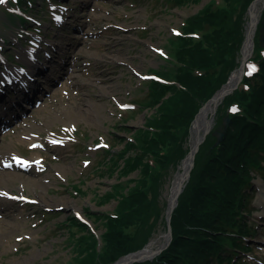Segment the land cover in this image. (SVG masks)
I'll use <instances>...</instances> for the list:
<instances>
[{"label": "rangeland", "instance_id": "374dc122", "mask_svg": "<svg viewBox=\"0 0 264 264\" xmlns=\"http://www.w3.org/2000/svg\"><path fill=\"white\" fill-rule=\"evenodd\" d=\"M49 1L4 0L0 3V50L5 58V64L0 63L1 67L18 62L17 50L38 48L35 44L37 37L41 38V45H46L45 41L53 40L58 32L73 37L69 47L74 51V71L61 79L45 101L29 109L14 131L0 138L3 149L14 160V157L18 162H27L31 157L38 160V165L27 169L17 163L0 167L1 170L33 178L38 186L34 188L18 177L7 176L0 180L2 189L11 191L9 194H23L34 201L26 204L14 202L12 207L16 211L6 217L5 211L8 210L3 211V207L11 205H0V213L4 214L0 224H15L17 227L12 232L0 231V264H80V245L77 242L87 232L96 238L97 249H103L105 219L97 216L115 211L119 198L108 197L116 192L115 185L127 193L141 178L138 169L121 172L125 162L121 154L125 144L137 139L147 118L155 112L156 106L150 101L151 79L165 83L175 80L180 66L176 59L179 37L189 17L197 15L208 5L223 8L231 17L232 25L243 15L245 37L239 50L240 65L230 72L222 86L230 81L234 72L242 71V67L248 75L250 69H256L259 64L258 60H252L254 48L247 56L243 52L251 21L249 10L254 0L245 12V0H64L62 3L67 8L55 0ZM82 1H85L83 6ZM63 11L75 17L69 18ZM263 11L264 6L254 46L262 34ZM62 14L72 24L57 26L62 30L51 29V20ZM73 26H76L75 30H72ZM212 30L213 27L206 25L194 38L197 40L204 32ZM6 33L11 34L7 36ZM16 35L20 37L19 41ZM3 39L6 41L2 42ZM47 50L52 51L49 47ZM224 97L209 115L213 126L199 145L194 164L198 152H206L207 147H201L207 138L213 139L216 132L221 131L226 116L221 119L219 107ZM124 105L127 107L122 108ZM194 127L192 124L183 143L185 148L187 145L190 147L186 155L176 158L177 152L174 151L171 163L150 185V204L143 222L126 231L138 240H146L131 254L143 250L150 243L156 249L158 243L164 241L171 188L191 150L194 136L197 139ZM27 132L38 142L36 148H31L33 139H24ZM134 152L128 154L133 155ZM254 153L261 159V168L251 166L252 179L243 190V221L248 225V232L244 237L238 235L235 246L226 247L228 252L225 253L234 256L240 264H264V219L261 218L264 212V152L256 149ZM110 156L114 162L108 164ZM39 179L44 182L39 184ZM2 199L5 198H0V203ZM154 256L156 254L127 264L144 262ZM206 264L230 262L225 259L218 263L210 257Z\"/></svg>", "mask_w": 264, "mask_h": 264}, {"label": "trees", "instance_id": "16d2710c", "mask_svg": "<svg viewBox=\"0 0 264 264\" xmlns=\"http://www.w3.org/2000/svg\"><path fill=\"white\" fill-rule=\"evenodd\" d=\"M250 2L245 0L244 12ZM261 19L264 26V11ZM231 20L223 8L208 5L185 21L176 52L180 66L175 82L152 81L150 101L156 106L155 112L147 118L137 139L125 144L121 154L125 161L121 172L138 169L141 178L127 193L115 185L116 192L108 195L119 198L114 213L97 216L105 219L104 247L97 249V240L90 232L80 236L77 242L80 264H111L145 244L146 240H138L126 231L146 217L150 185L176 152V158L186 155L190 147L185 148L183 143L199 110L240 65L239 50L245 37L243 15L233 25ZM206 25L213 30L196 40L193 34L204 30ZM262 38L264 34L257 38L254 55L259 61V71L254 79L245 77L219 107L221 119L230 118L226 129L222 121L221 130L225 132L221 142L216 144V135L213 139L208 137L201 147H207L206 152L196 155L190 178L172 213V242L154 259L135 264H206L210 257L222 261L226 245H235L238 235L248 232L243 221V190L252 179L251 166L261 168V159L254 151L264 152ZM234 105L240 108L229 112ZM133 150L134 154L129 155ZM111 161L114 162L113 157ZM78 225L82 226L80 222Z\"/></svg>", "mask_w": 264, "mask_h": 264}, {"label": "bare ground", "instance_id": "6f19581e", "mask_svg": "<svg viewBox=\"0 0 264 264\" xmlns=\"http://www.w3.org/2000/svg\"><path fill=\"white\" fill-rule=\"evenodd\" d=\"M264 6V0H255L254 2V5L251 7V14H252V19L251 21L249 22V27H248V33L251 34L254 29H255V25L256 23L259 21V18H260V13H261V10H262V7ZM65 40H70V37H66ZM113 41H117L116 39H113ZM55 46H56V49L59 48L60 46L62 48H65V46L62 45L61 42L59 43H55ZM60 47V48H61ZM252 48V43L250 42V40L248 39L245 43V46H244V55L247 56L248 55V52L249 50ZM78 66V65H77ZM242 75V71L240 72H234L230 78V81L229 83L224 87V89L222 91H225L229 88H231L232 86H234V84L240 79ZM220 94V93H219ZM218 94V95H219ZM216 100L214 101H211L209 102L205 108L203 109V111L199 114L198 116V119L195 123V127H194V135L198 134V135H202L205 133L206 130H209L212 126H213V121H211L209 119V115L214 112L215 110V107H216ZM24 139H33V141L35 140L34 139V136L30 133V132H27L25 135H24ZM197 136V135H196ZM201 137V136H200ZM196 137L194 136V139L192 141V147L194 146V144L196 143ZM62 141H59V144H61ZM3 145L0 144V166L1 165H8L11 161L10 157H8V152L7 150L3 149ZM4 150V151H3ZM191 156L188 157L181 165V171L178 173V175L176 176V178L174 179V182H173V185H172V188H171V195H170V200H169V211L170 209L172 208L173 206V203L175 201V197H176V194H177V188H178V185H179V182L182 180L183 176L185 175V172L187 171L188 169V166L191 164ZM30 161V162H29ZM28 161V164H35L36 161L34 158H31L30 160ZM18 177L20 178L21 180H24L25 182L27 183H31L32 184V187H38L37 186V183L36 181H34L33 178L31 177H28V176H25L23 174H14L12 172H8V171H2L0 170V180L1 178L3 179L4 177ZM8 181V179L6 180ZM39 184L42 182H44V180H42L41 182V179L38 180ZM38 184V185H39ZM47 185V184H46ZM2 187H3V184L2 182L0 181V191L2 190ZM23 190V189H22ZM21 189H19L20 192H22ZM0 197H5L6 194L5 193H1L0 192ZM3 200V199H2ZM14 202L15 200L12 199H4L2 203H0V205L2 204H10L11 207H5L3 210H8L6 213V215L8 216L9 214L13 215V213L16 211V209H14L12 206H14ZM0 220H2V218H0ZM3 221H7V220H3ZM21 223H19L20 225ZM2 225L0 224V231L4 232V231H7V232H12L15 230V228L17 229L16 225L15 224H6V223H3V228L1 227ZM167 240H168V236L167 234L164 236V241L163 242H159L158 245H157V248L155 249L154 246H152L153 243H150L146 248H144L143 250L137 252V253H134V254H131L125 258H123L121 260L122 263L124 264H127L129 262H132L134 260H143V259H146L147 257H149L150 255H152L153 253H155L156 251L160 250L162 247H164L167 243Z\"/></svg>", "mask_w": 264, "mask_h": 264}, {"label": "water", "instance_id": "95a60500", "mask_svg": "<svg viewBox=\"0 0 264 264\" xmlns=\"http://www.w3.org/2000/svg\"><path fill=\"white\" fill-rule=\"evenodd\" d=\"M254 2H255V0H254ZM254 2L252 3V5H251V7L254 5ZM250 15H251V19H252V14H251V8H250ZM258 23H259V21L256 23V25H255V29H254V31L251 33V34H249V33H247V40L249 39L250 40V42L252 43V48L249 50V51H252L253 50V48H254V36H255V34H256V30H257V28H258ZM261 31L262 32H264V27H261ZM263 44H264V40H263ZM249 53V52H248ZM238 82H239V80L234 84V86L233 87H231V88H229V89H227V90H225V91H222L223 89H224V87L229 83V81L226 83V84H224L205 104H204V106L200 109V111H199V113L196 115V117H195V119H194V121H193V124H195L196 123V121H197V119H198V116H199V114L203 111V109L205 108V106L209 103V102H211V101H214V100H216V102H217V104H216V106L218 105V102L220 101V100H222V98L226 95V94H228L229 92H231L232 90H234L235 88H237V86H238ZM220 93V94H219ZM219 94V95H218ZM228 123H229V117H227V118H225V120H224V125H225V128H227V126H228ZM208 132V130H206L205 131V133L203 134V136H199L198 134H197V140H196V143L194 144V146L193 147H191V150H190V152L188 153V155H187V157L184 159V161L188 158V157H190L191 156V164L188 166V169H187V171L185 172V175L183 176V178H182V180L179 182V185H178V188H177V194H176V197H175V201H174V203H173V206H172V208L170 209V211L168 210V214H167V225H168V230H167V236H168V240H167V243H166V245L164 246V247H162L160 250H158V251H156L155 253H153V254H159L162 250H164L165 248H167L168 247V245L170 244V242H171V240H172V226H171V218H172V212H173V210H174V208L176 207V205H177V203H178V197H179V194L182 192V190H183V188H184V186H185V184H186V181L189 179V176H190V172H191V169H192V167H193V165H194V157H195V154H196V152L198 151V149H199V145L203 142V140H204V138H205V135H206V133ZM216 134H217V136H218V140H217V144L222 140V138H223V136H224V130L223 131H217L216 132ZM183 161V162H184ZM129 255H131V253L130 254H128V255H126V256H123V257H121L120 259H118L116 262H114L113 264H124V263H122L121 262V260L123 259V258H125V257H127V256H129Z\"/></svg>", "mask_w": 264, "mask_h": 264}, {"label": "snow or ice", "instance_id": "6c2138e0", "mask_svg": "<svg viewBox=\"0 0 264 264\" xmlns=\"http://www.w3.org/2000/svg\"><path fill=\"white\" fill-rule=\"evenodd\" d=\"M4 0H0V3H3ZM253 71L255 70L254 68L252 69ZM233 111H236V109L234 108Z\"/></svg>", "mask_w": 264, "mask_h": 264}]
</instances>
